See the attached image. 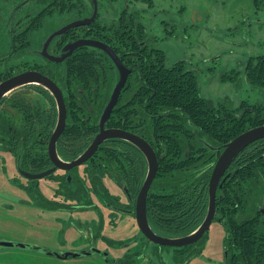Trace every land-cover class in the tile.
<instances>
[{
	"label": "flooded vegetation",
	"instance_id": "af4514ba",
	"mask_svg": "<svg viewBox=\"0 0 264 264\" xmlns=\"http://www.w3.org/2000/svg\"><path fill=\"white\" fill-rule=\"evenodd\" d=\"M109 1L117 2L119 0ZM131 1L146 2L145 0ZM40 3H43L40 4V12L28 13L26 17L15 23L12 22V19L10 20L9 26L12 23L9 31L10 48L6 54L0 56V85L28 73H38L44 76L56 86L61 94L62 103L66 110L65 127L56 141L54 155L51 151V141L59 125V100L49 88L39 84H25L10 92L0 101V124L4 126V129L6 128L5 131L0 128V154L8 153L14 157L19 175L24 179V182H20L19 188L27 194L30 203L45 212L72 216L80 211L94 209V200L99 198L110 211L128 214L136 219L138 198L149 174L148 158L140 148L127 139L115 137L100 144L93 156L85 162L74 167L71 165L82 158L103 131L120 132L127 134V136L139 138L151 147L158 163L155 177L148 192V201L155 182L160 179L161 166H163L162 164L167 156L160 148L166 142V139H163L161 115H148L145 111V105L140 100L131 101L133 90H129L130 83L137 73L134 67L136 63H129L128 59L137 60L141 58V55L132 51L135 48H132L131 44L135 43H138L140 47L147 45L149 49L160 50L165 55L166 52L157 48L155 45L157 39L149 34L146 26L140 20V13L132 11L130 3H127L125 8L118 12L117 17L110 24H106L101 18V0H43ZM147 4L150 7L153 6V2ZM67 14L72 15L73 18L69 23L51 31L45 37L42 36L37 41L35 40L34 33L44 26L48 18L60 19ZM39 15L42 16L41 19H37ZM83 21L86 24L71 27L66 32L57 35L66 27ZM52 36L54 38L47 49V54L43 56L44 46ZM87 42L94 43L99 47L85 45L84 43ZM114 55L121 65L129 71V74L119 92L111 114L102 128L101 120L104 112L112 101L116 88L121 81V71L113 59ZM84 57H90L99 63L100 73L106 74L108 78L104 85H98L97 82L83 83ZM179 62H184L186 67L197 76L198 71L190 68L186 61ZM166 67H168L167 64ZM233 78L231 77V79ZM258 106L264 107L259 104L250 106L247 102H243L241 108L238 109L230 107L238 110L241 114L244 111L254 110ZM6 107L11 110L10 113L5 110ZM38 118H41V121L44 122L43 127L37 128L44 129L43 133H38L43 135L42 139L37 143V147H33V144L29 145L30 152L20 153L16 148L18 135H21V138L32 137L33 133L30 131V126L34 122L39 123ZM260 127H264V125L251 128L241 135ZM11 131L14 135L10 133ZM262 141H264V138L253 142L242 150L221 178L216 191V213L213 223L219 222L224 227L223 222L218 217L217 200L218 191L222 189L227 173L240 155L251 146ZM230 143L222 148H215L205 142V146L210 151L218 153L209 179V202L210 183L214 169ZM141 168H146V172L140 190L136 195L133 187L138 183V174ZM46 173L48 174L41 178H30ZM105 179H109L123 193L124 200L111 194L104 184ZM41 181L54 185L55 190L49 197L42 194L40 190ZM260 211L264 216V208H261ZM147 219L152 232L156 234L152 229L148 210ZM224 229L227 236L226 228L224 227ZM154 245L161 248H170L173 250L174 255L175 250L182 249ZM37 251H41L47 256L58 257L61 260L77 259L71 257L63 259L62 256L64 255L42 248H38ZM225 251V264H227L228 251L226 245ZM92 252L96 253L91 251L78 254L82 256Z\"/></svg>",
	"mask_w": 264,
	"mask_h": 264
},
{
	"label": "rangeland",
	"instance_id": "374dc122",
	"mask_svg": "<svg viewBox=\"0 0 264 264\" xmlns=\"http://www.w3.org/2000/svg\"><path fill=\"white\" fill-rule=\"evenodd\" d=\"M152 2L150 7L143 1L101 0V18L110 24L130 3L131 10L140 13L149 34L157 39V48L166 52L167 66L186 61L198 71L203 98L214 104L227 101L235 109L241 108L243 102L264 106V89L253 87L245 72L250 58L264 55V0ZM40 4L43 3L37 0H0V56L10 48V20L15 23L28 13L40 12ZM72 19L69 14L60 19L48 18L34 33L35 40ZM5 110L11 112L7 107ZM21 181L24 179L14 157L1 153L0 242L27 245L30 249L1 248L0 264H176L173 250L150 243L135 217L110 211L99 198L94 200V209L72 216L45 212L30 203L27 194L19 188ZM104 184L111 194L125 199L109 179ZM40 188L48 197L55 190L54 185L45 181L40 182ZM225 239L223 225L214 222L202 254L189 264H225ZM36 248L61 255L96 253L61 260Z\"/></svg>",
	"mask_w": 264,
	"mask_h": 264
},
{
	"label": "trees",
	"instance_id": "16d2710c",
	"mask_svg": "<svg viewBox=\"0 0 264 264\" xmlns=\"http://www.w3.org/2000/svg\"><path fill=\"white\" fill-rule=\"evenodd\" d=\"M131 47L141 55L137 60L128 59L129 63H136L137 73L130 83L131 101L140 100L148 115H161L166 139L160 146L167 154L160 179L147 201L149 220L161 237H186L199 229L209 206V179L218 153L210 151L205 142L222 148L245 131L264 125V107L240 114L228 102L215 105L200 96L197 76L184 62L166 67L164 52L147 45L140 47L138 43ZM83 62L84 84L104 85L108 81L106 74L100 73L99 63L90 57H84ZM246 74L251 85L264 88V56L251 58ZM38 120L30 126L32 137L18 135L16 148L20 153L30 152L29 145L37 147L42 139L43 135L38 133L44 129L37 128L43 127L44 122ZM0 128L6 130L2 124ZM145 172L146 168H141L138 174V183L133 187L136 195ZM225 179L218 191L217 213L227 231V264H264V216L260 211L264 208V141L240 155ZM206 237L207 234L192 247L175 250V263L189 264L199 256Z\"/></svg>",
	"mask_w": 264,
	"mask_h": 264
},
{
	"label": "water",
	"instance_id": "95a60500",
	"mask_svg": "<svg viewBox=\"0 0 264 264\" xmlns=\"http://www.w3.org/2000/svg\"><path fill=\"white\" fill-rule=\"evenodd\" d=\"M81 24H86L85 21L79 22V23H74L70 27H66L62 32L58 33L57 35L62 34L63 32H66L69 28L78 26ZM56 36V35H55ZM54 36H52L45 44L44 46V51H43V56H46L47 54V49L52 42ZM85 45H92V46H98L95 45L94 43L87 42L84 43ZM99 47V46H98ZM113 59L117 66L119 67L121 71V81L119 85L116 88V91L114 93V96L112 98V101L108 105L107 109L104 112V115L101 120V127L103 128L105 121L108 119V117L111 114L112 108L118 98L119 92L121 88L124 86L129 71H127L120 63V61L117 59V57L114 55ZM39 84L41 86H44L46 88H49L52 90L58 100H59V107H60V118H59V125L57 128V131L51 141V151L55 155V144L62 133L64 127H65V119H66V110L65 107L62 103V98L59 90L56 88L54 84H52L47 78L44 76L38 74V73H28L25 75H21L19 77L13 78L3 84L0 85V101L6 97L10 92L13 90L17 89L18 87H21L25 84ZM115 137H119L122 139H127L131 141L133 144H135L138 148H140L147 156L148 162H149V174L147 177V180L144 184V187L142 188V191L139 195L138 202H137V210H136V219H137V224L143 234V236L149 240L150 242L160 245V246H166V247H171V248H183L187 246H191L199 242L204 234L210 229L215 213H216V191L218 188V185L221 181V178L224 176V173L230 166V164L233 162V160L238 156V154L244 150L247 146L252 144L253 142L264 138V127H260L254 130H251L241 136H239L237 139H235L232 143H230L225 152L222 154V156L219 158L216 167L214 169L211 183H210V202H209V210L208 214L206 216V219L204 220L203 224L200 226V228L195 231V233L183 237V238H178V239H166V238H161L158 237L156 234H154L149 226L148 219H147V210H146V203H147V196L148 192L150 190L152 181L155 177L157 168H158V163L155 157L154 152L152 151L151 147L144 142L143 140L139 138H135L133 136H127V134L120 133V132H102L94 141V143L91 145L89 150L82 156L81 159H79L77 162H75L71 166H77L80 165L81 163L85 162L88 160L93 154L96 152L98 146L105 142L108 139H112ZM52 154V155H53ZM48 173L39 175V176H29L30 178H41L46 176ZM20 247L21 249H30V246L27 245H16L14 243H7V242H0V249L1 248H18ZM36 248L35 250H37ZM92 253H88L86 256H90ZM81 255L79 254H66L62 256L63 259H68V258H79Z\"/></svg>",
	"mask_w": 264,
	"mask_h": 264
}]
</instances>
